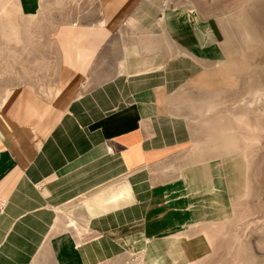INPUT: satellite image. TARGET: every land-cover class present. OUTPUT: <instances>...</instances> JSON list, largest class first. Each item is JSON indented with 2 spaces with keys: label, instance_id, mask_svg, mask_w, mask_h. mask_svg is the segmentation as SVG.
I'll return each mask as SVG.
<instances>
[{
  "label": "crops",
  "instance_id": "crops-1",
  "mask_svg": "<svg viewBox=\"0 0 264 264\" xmlns=\"http://www.w3.org/2000/svg\"><path fill=\"white\" fill-rule=\"evenodd\" d=\"M159 1L68 0L64 6L56 5L53 12H59V18L51 32L56 67L49 92L42 94L24 84L0 90V203L7 199L4 212L0 211V264L38 263L35 258L43 253L54 214L37 209L39 194L32 184L18 183L14 193L10 186L23 175L38 181L50 173V164L55 160L56 167L60 160L71 157L87 160L83 171L87 175L84 185L90 191L88 201L112 206L96 214L101 216L92 222L103 230L110 222L120 226L126 216L138 220L133 221L139 224L138 232L107 242L119 249L133 247L125 242L130 237H149L145 248L133 247L143 251L142 259L146 252L150 254L153 260L149 264L189 263L193 254L175 231L193 222L230 215L229 182L217 158L180 166L170 180L157 177L163 159L188 139L186 122L170 114L167 106L169 90L176 80L174 71L182 79L193 67L189 59L197 63L222 54L214 36L204 35L207 28L195 12L196 23L183 17L181 28L174 31L169 21L188 9ZM42 2L0 0V13L11 12L7 3H13L18 15H33ZM166 9L170 10L168 29L163 25L173 44L180 48L178 56H170L169 67L158 64L156 53L141 56L136 46L129 47L117 67L124 73H117L110 83L89 94L79 95L99 55L121 25L128 22L144 34L156 33L161 26L155 18L161 14L163 19ZM148 45L152 50L154 44ZM148 58L153 65L149 66ZM107 144L112 146L110 152ZM42 159L44 165H39ZM218 176L223 177V182ZM210 177L218 197L205 194L203 183L199 185ZM56 248L59 264H86L66 237L57 244L56 235L50 237L49 249L54 258Z\"/></svg>",
  "mask_w": 264,
  "mask_h": 264
},
{
  "label": "rangeland",
  "instance_id": "rangeland-1",
  "mask_svg": "<svg viewBox=\"0 0 264 264\" xmlns=\"http://www.w3.org/2000/svg\"><path fill=\"white\" fill-rule=\"evenodd\" d=\"M42 1L38 12L29 16L18 15L13 3H7L11 12L1 10L0 90L24 84L42 94L49 92L56 67L51 32L59 18V12L54 13L53 8L68 4V0ZM165 1L166 5L188 10L170 21L169 9L165 10L163 19L158 14L155 19L158 18L161 31L153 34H144L128 22L121 25L99 55L79 95L89 94L110 83L117 73H124L123 68L118 71V63L129 47L136 46L141 56L156 53L158 64L169 67L170 56L179 54L180 48L166 31L168 21L178 31L183 17L194 24L198 15L207 28L204 35L214 36L222 54L220 58H202L197 63L189 59L193 67L182 79L174 71L176 80L169 90L167 106L170 114L186 122L188 139L178 143L163 159L157 177L173 179L179 167L187 163L212 158L221 161L229 182L230 215L193 222L175 231L193 254L187 264H264V0ZM149 42L154 44L152 50L147 47ZM146 61L149 66L154 63L150 58ZM86 162L83 157H71L60 160L56 167L55 160L50 164V173L38 181L32 182V176L28 179L23 175L11 183V193L18 183L32 184L39 194L37 209L48 210L55 217L44 240L43 253L36 255L37 264H59L57 248L56 258L49 249L50 237L55 235L56 244L66 237L77 256L83 255L86 264H149L153 260L150 254L146 252L142 259L143 251L133 248H145L149 237L137 235L126 239V244L133 247L115 249L108 243L110 238L117 241L138 232L139 224L133 222L138 220L126 216L120 226L110 222L111 228L103 230L92 222L101 216L96 214L112 206L88 201L90 191L84 185L87 175L83 171ZM42 163L43 159L38 162ZM218 177L223 182V177ZM202 183L205 194L218 197L211 177L202 179L199 185ZM6 203L7 199L0 203L1 213Z\"/></svg>",
  "mask_w": 264,
  "mask_h": 264
},
{
  "label": "bare ground",
  "instance_id": "bare-ground-1",
  "mask_svg": "<svg viewBox=\"0 0 264 264\" xmlns=\"http://www.w3.org/2000/svg\"><path fill=\"white\" fill-rule=\"evenodd\" d=\"M187 17L190 18L191 16H189V14H187ZM194 18V17H193ZM192 19V18H191ZM171 29L173 28V30L175 31L174 27L170 26Z\"/></svg>",
  "mask_w": 264,
  "mask_h": 264
},
{
  "label": "built area",
  "instance_id": "built-area-1",
  "mask_svg": "<svg viewBox=\"0 0 264 264\" xmlns=\"http://www.w3.org/2000/svg\"><path fill=\"white\" fill-rule=\"evenodd\" d=\"M111 149H112V147H111V146H108V147H107V151H109V152H110V151H111Z\"/></svg>",
  "mask_w": 264,
  "mask_h": 264
}]
</instances>
